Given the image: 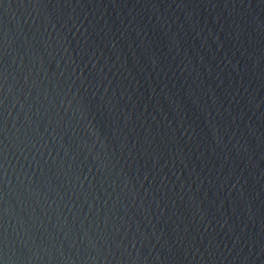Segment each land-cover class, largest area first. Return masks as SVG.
<instances>
[{
	"label": "water",
	"instance_id": "water-1",
	"mask_svg": "<svg viewBox=\"0 0 264 264\" xmlns=\"http://www.w3.org/2000/svg\"><path fill=\"white\" fill-rule=\"evenodd\" d=\"M0 264H264V0H0Z\"/></svg>",
	"mask_w": 264,
	"mask_h": 264
}]
</instances>
